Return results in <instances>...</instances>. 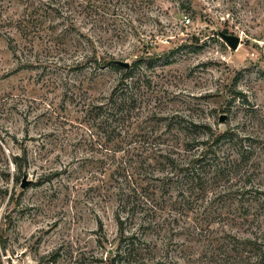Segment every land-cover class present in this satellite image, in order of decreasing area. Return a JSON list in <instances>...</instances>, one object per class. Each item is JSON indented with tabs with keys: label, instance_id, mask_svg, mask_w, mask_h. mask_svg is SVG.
<instances>
[{
	"label": "rangeland",
	"instance_id": "1",
	"mask_svg": "<svg viewBox=\"0 0 264 264\" xmlns=\"http://www.w3.org/2000/svg\"><path fill=\"white\" fill-rule=\"evenodd\" d=\"M80 1L0 0V264H104L116 254V183L105 182L95 118L78 100L96 102L128 69L143 107L258 137L264 170V0ZM86 54L129 67H67ZM34 59L46 67L18 70ZM25 154L17 171L13 157ZM147 238L138 264H193Z\"/></svg>",
	"mask_w": 264,
	"mask_h": 264
},
{
	"label": "trees",
	"instance_id": "2",
	"mask_svg": "<svg viewBox=\"0 0 264 264\" xmlns=\"http://www.w3.org/2000/svg\"><path fill=\"white\" fill-rule=\"evenodd\" d=\"M64 4L70 9L69 0ZM43 5L52 7L50 2ZM75 7H83L82 2ZM4 37L15 53L14 38L8 32ZM91 60L98 69L121 67L115 59L87 54L67 67L81 70ZM142 62L138 58L133 65ZM18 65V70L46 67L36 59ZM131 73L128 69L96 102L78 100L95 118L92 127L97 130L105 182L116 183L117 248L104 264H138L143 247L151 242L149 235L160 238L164 249L180 251L189 263L264 264L259 138L143 107L145 93L138 81L129 80ZM13 163L22 170L29 164L27 155H15Z\"/></svg>",
	"mask_w": 264,
	"mask_h": 264
},
{
	"label": "water",
	"instance_id": "3",
	"mask_svg": "<svg viewBox=\"0 0 264 264\" xmlns=\"http://www.w3.org/2000/svg\"><path fill=\"white\" fill-rule=\"evenodd\" d=\"M219 36L224 40V42L232 49H236L239 45L240 38L233 34H227L220 32ZM116 63L119 64L121 67L128 68L129 62L123 61V60H116ZM227 115L225 113H222L219 115L218 123L221 125H224L226 122ZM31 183V179L28 178V174L26 172L23 173L21 181H20V187L22 189L26 188Z\"/></svg>",
	"mask_w": 264,
	"mask_h": 264
}]
</instances>
